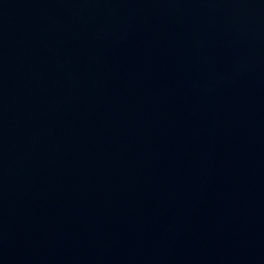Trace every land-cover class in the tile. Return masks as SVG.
I'll list each match as a JSON object with an SVG mask.
<instances>
[{"label": "water", "instance_id": "obj_1", "mask_svg": "<svg viewBox=\"0 0 264 264\" xmlns=\"http://www.w3.org/2000/svg\"><path fill=\"white\" fill-rule=\"evenodd\" d=\"M0 264H264V0H0Z\"/></svg>", "mask_w": 264, "mask_h": 264}]
</instances>
